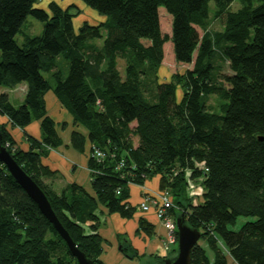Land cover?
<instances>
[{"label": "trees", "instance_id": "1", "mask_svg": "<svg viewBox=\"0 0 264 264\" xmlns=\"http://www.w3.org/2000/svg\"><path fill=\"white\" fill-rule=\"evenodd\" d=\"M80 1L105 21L83 22L75 30L74 5L49 2L38 9L37 0H0V89L26 85L18 107L0 93V116L10 128L23 130L27 145L19 147L7 124H0V147L46 195L71 241L93 264H103L100 210L133 218L130 185L152 179L158 191L169 194L174 206L169 213L200 233L191 264H227L226 256L236 264H264V0ZM234 1L241 7L231 12ZM210 2L221 31L207 29ZM160 7L171 17L170 37L161 33ZM28 16L42 23L40 35L23 34ZM168 41L174 61L191 68L159 82ZM59 56L67 62L65 75L56 64ZM223 63L230 75H220ZM48 91L85 131L71 132L70 145L83 152L90 143L91 193L76 184L57 192L46 182L55 173L41 160L62 145L46 112ZM210 96L216 98L215 110L206 103ZM33 121L39 122V140L24 132ZM93 148L102 159L92 155ZM188 178L202 188L195 202L186 193ZM238 217L250 220L229 230ZM135 233L152 238L155 225L139 217ZM116 239L124 257L144 258L126 236ZM0 264H75L64 240L1 162Z\"/></svg>", "mask_w": 264, "mask_h": 264}, {"label": "crops", "instance_id": "2", "mask_svg": "<svg viewBox=\"0 0 264 264\" xmlns=\"http://www.w3.org/2000/svg\"><path fill=\"white\" fill-rule=\"evenodd\" d=\"M70 4L78 5L79 3L74 0ZM46 5L47 4H45V6ZM58 5L64 8L69 4L66 6H62L60 4ZM98 19H100V22L96 24L105 21V17H98ZM25 92L26 85L23 83L15 86L12 89H0V93H6L10 102L15 107H18L22 104ZM44 102L46 112L48 116L51 117L55 122L56 131L62 141L61 146L56 149H50L48 154L41 160V164L43 166L55 173V176L46 180V182L50 183L57 192H59L66 185L76 184L78 186H82L91 193L90 174L87 168V161L91 147L90 143L87 141L85 142L84 151L82 153L75 151L70 145L71 132L78 131L82 134H85V131L73 124L72 118L60 106L51 91H48L44 94ZM6 121L7 119L5 117L0 116V124H7ZM62 123H65V128H61ZM7 127L17 145H19L21 148H26L27 145L23 141L22 137L23 130L12 127L10 128L9 124H7ZM24 132L28 136L39 140V122L33 121L24 128ZM134 146H136V144ZM157 190V179L153 181L152 185H150V182H146L143 186L130 185V198L128 199V202L137 208L146 193L156 192ZM99 216L101 224L98 229V233L105 242L103 244V252L100 257V260L103 264H138V260H129L119 252V246L116 239L117 235L126 236L130 242V245L136 249L139 255L153 256L157 254L158 256H163L168 252L170 253L174 247L173 244H168L167 251L162 249L161 242H163L164 230L151 211H136L131 220L123 219L118 214L108 215L105 210H100ZM139 217H143L155 225L156 234L154 237L144 238L142 235L135 233L137 229V219ZM88 225L89 223L86 224V227H88ZM208 256L210 260L213 259L211 252H209ZM226 260L227 264H236L229 256H226Z\"/></svg>", "mask_w": 264, "mask_h": 264}, {"label": "rangeland", "instance_id": "3", "mask_svg": "<svg viewBox=\"0 0 264 264\" xmlns=\"http://www.w3.org/2000/svg\"><path fill=\"white\" fill-rule=\"evenodd\" d=\"M73 1L74 0H37L36 6L34 8L42 9V8H44L45 4H48L49 2H55V3L60 4L62 6H66L67 4L71 5L70 3H72ZM75 1L77 3H79L78 5H76V4L74 5L79 10L78 16L73 18V27L75 30H77L83 22H87V23H90L91 25H95L96 23L100 22V19H98V17H101V18L104 17L102 15H99L93 9L87 7L82 1H80V0H75ZM69 5H67V6H69ZM240 7H241V5L237 1H234L231 4V6L229 7V11L235 12ZM45 8H46V6H45ZM214 9H215L214 4L212 2H210L209 3V20L207 23V25H208L207 29L209 31H221L223 28L221 22L218 19L215 20L212 17ZM158 10H159V21H160L161 33L166 34L168 37H170L171 17L164 11L163 8L160 7ZM42 29H43V25L41 22H39L36 19L28 16L25 23H24V26L22 27V32H23V34H27L30 36H38L41 34ZM196 29H197L199 35L201 36L202 31L198 28H196ZM16 41L19 45L21 44L22 34H19L16 36ZM142 42L144 44H148V41H146V40H142ZM94 43L96 45L100 46L102 44V40L101 39L94 40ZM118 63H119L118 69L120 70L121 73H123V62L120 60ZM56 64H57V67L60 70H62L63 74L65 75L67 73V62L62 58V56H59L57 58ZM188 68H191V65H184V64L176 63L174 61L173 52H172V44L170 41L166 42L163 45V60H162L161 66L158 70V81L159 82L169 81L171 75H173L174 73H180L181 74ZM230 74H231V72L228 68V64L227 63L221 64L220 75H230ZM43 75L46 79H48V80L50 79L49 74L43 73ZM217 81L221 82L220 76L217 77ZM176 97H177V100H179L181 97V93H180L179 89L176 91ZM206 103L209 107H211V109L215 110L216 98L214 96H210ZM133 143H134V145L136 144L135 138L133 139ZM79 153H82V152H79ZM154 180H156V179H152L151 181H149L150 185L153 184ZM186 193L189 197H193V184L190 183L188 186H186ZM151 212H153V211H151ZM131 219H127V220H131ZM249 220H250V218L238 217L236 219V221L234 222V224L229 225L228 228L231 231H238L241 228V226ZM199 243H202V241H199ZM173 245L176 247V241ZM161 247L164 251L168 250V248L165 249V247L163 246V242H161ZM204 248L206 249L205 246H204ZM206 251L209 254L210 251L207 249H206ZM169 255H170V253L168 252V253H166V255H163V256H158L157 254L153 255V256H156L160 259L161 258L163 259V258L168 257ZM146 262L153 263L156 261L148 259V256L144 255V258L139 260L137 263L138 264H145Z\"/></svg>", "mask_w": 264, "mask_h": 264}, {"label": "water", "instance_id": "4", "mask_svg": "<svg viewBox=\"0 0 264 264\" xmlns=\"http://www.w3.org/2000/svg\"><path fill=\"white\" fill-rule=\"evenodd\" d=\"M0 162L6 167L12 180L21 187L26 195L35 203L41 214L52 225L54 230L66 243L75 264H93L86 258L71 241L67 232L59 223L57 217L51 209L46 195L36 185V183L21 169L14 161L11 154L5 147H0ZM176 228V250L173 254L160 261L145 264H191L190 252L192 247L200 239V233L194 228H190L181 216L175 217Z\"/></svg>", "mask_w": 264, "mask_h": 264}, {"label": "built area", "instance_id": "5", "mask_svg": "<svg viewBox=\"0 0 264 264\" xmlns=\"http://www.w3.org/2000/svg\"><path fill=\"white\" fill-rule=\"evenodd\" d=\"M92 155L100 160L103 158V153L98 149L93 148ZM121 166V164H120ZM199 167V165H197ZM206 171V169H204ZM190 176V171H186V177ZM202 180L201 177L197 179V182ZM193 184V197H190L193 202L202 194V188L200 185L196 184L194 180H187V186ZM197 197V198H196ZM196 198V199H195ZM174 206L171 202L169 194L166 192H152L146 193L141 202L137 207V211L149 212L153 211L156 219L160 223L164 230L163 235V246L167 249L168 244H174L176 241V228H175V218L169 213V210Z\"/></svg>", "mask_w": 264, "mask_h": 264}]
</instances>
